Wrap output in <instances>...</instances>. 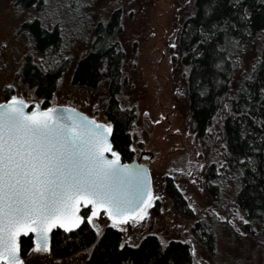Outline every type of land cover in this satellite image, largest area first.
<instances>
[{"label": "rangeland", "instance_id": "374dc122", "mask_svg": "<svg viewBox=\"0 0 264 264\" xmlns=\"http://www.w3.org/2000/svg\"><path fill=\"white\" fill-rule=\"evenodd\" d=\"M24 1L0 0V101L4 89L9 88L11 97L42 106V100L15 78L21 57L29 49L19 26L38 15L46 25L61 28L67 45L65 54L72 57L50 105L71 106L108 124L104 113L107 83L102 81L97 88L89 89L72 84L71 74L75 60L93 39L94 26L106 23L111 13L120 9L121 30L115 40L122 53L123 82L117 98L122 107L134 111L129 132L134 158L144 150L153 154L148 165L151 194L144 207L123 223L86 212L96 239L109 225L121 231L122 244L136 245L147 234L156 235L163 244L171 239L187 242L196 264H263L262 249L255 246L257 238L249 236L244 228V215L229 204L230 192L220 198L210 197L204 178L206 168L210 162H222L189 130L187 69L179 62L178 34L191 13L193 0H44L35 11L25 9ZM254 55L251 48L237 52L235 83L246 74ZM167 178L185 197L187 213L178 210L165 194ZM201 228L212 235L211 246L200 238ZM37 248L27 250L21 264H85L93 244L64 257L52 256L48 248Z\"/></svg>", "mask_w": 264, "mask_h": 264}, {"label": "trees", "instance_id": "16d2710c", "mask_svg": "<svg viewBox=\"0 0 264 264\" xmlns=\"http://www.w3.org/2000/svg\"><path fill=\"white\" fill-rule=\"evenodd\" d=\"M24 2L25 9L34 11L44 4V0ZM40 18L32 16L19 26L29 49L15 78L47 106L72 57L65 54L61 28ZM120 19L117 9L106 23L94 26L88 49L72 65L71 83L89 89L107 83L104 113L112 123V144L123 161H130L134 111L122 107L117 98L123 82L122 53L115 40ZM244 48L254 50V62L235 83L237 52ZM178 50L179 62L187 69L189 130L222 162H210L206 168L208 193L220 198L230 192L229 204L244 215V228L257 238L255 246L262 249L264 264V0H193L180 27ZM4 93L10 95L12 89L5 88ZM164 189L173 205L187 213L188 203L172 179L165 180ZM200 235L211 246L210 232L201 228ZM90 244L93 249L85 264H196L187 242L171 239L163 244L156 235L147 234L136 245L122 244L117 228L106 227L96 239L86 223L71 233L54 231L50 252L64 257ZM29 246L30 239L22 238L23 255Z\"/></svg>", "mask_w": 264, "mask_h": 264}, {"label": "snow or ice", "instance_id": "6c2138e0", "mask_svg": "<svg viewBox=\"0 0 264 264\" xmlns=\"http://www.w3.org/2000/svg\"><path fill=\"white\" fill-rule=\"evenodd\" d=\"M23 107L18 100L0 105V264H21V234L36 232L44 245L37 251H46L47 231L66 227L79 204L91 205L93 216L103 207L118 219L140 194L119 156H105L111 128L86 118L53 119L55 110L26 115Z\"/></svg>", "mask_w": 264, "mask_h": 264}, {"label": "water", "instance_id": "95a60500", "mask_svg": "<svg viewBox=\"0 0 264 264\" xmlns=\"http://www.w3.org/2000/svg\"><path fill=\"white\" fill-rule=\"evenodd\" d=\"M13 100L23 101V104H24L23 111L26 115H32V113H34V112H41L42 113V112H48L49 110H55L52 113L53 119H58V118L63 117L65 122L70 123L72 120L78 121L80 118H86L87 120L94 121L96 124L102 125L104 128H111V133L106 134L108 144L111 146V151L106 152L105 156L108 159H115V156L112 155L114 153V147H113V144L111 142L112 127L107 125L106 123L97 122L95 119L89 117L85 113L77 110L76 108L70 107V106L52 105V106H48L45 108H42L41 106L30 107L29 104L25 100L19 99V98L8 99L6 102H4L0 105L11 104ZM116 156H118V155H116ZM152 159H153V154L148 150L142 151L138 155L137 158H135L129 162L123 161L119 156V164L121 166L126 167V168L131 170L130 173L127 174V180L129 181L130 186H133V187L139 186L140 194L133 199L131 204L127 205V211H125L123 216H121L120 218L110 219L108 216V213L104 210L103 207H100L97 209L98 215H96V216L104 215L112 221H121V220H124L126 218H129L131 216L136 215L143 208V206L146 204V202L148 201L150 194H151V178L149 175V170H148L147 164H149L152 161ZM142 161H145L146 164L142 163ZM78 207H79V211L74 212V216L72 217V221L66 222V227L60 226V223H57L56 226L51 227V229L49 231H47L46 248H49L51 245V237H52V234L54 231L59 230V231H62L64 233H71V232L76 231L78 228H80V226L84 223V218L81 215V210L85 206L83 205V203H81L78 205ZM87 208H89L90 214L92 215V212H93L92 206L89 205ZM77 217L79 218L78 226L75 223V219ZM28 237L31 238L32 246H34V247H43L44 246L43 241L40 239V236L36 232H29L27 235L21 234L18 238L20 260L22 258L21 247H20L21 239L22 238H28Z\"/></svg>", "mask_w": 264, "mask_h": 264}, {"label": "flooded vegetation", "instance_id": "af4514ba", "mask_svg": "<svg viewBox=\"0 0 264 264\" xmlns=\"http://www.w3.org/2000/svg\"><path fill=\"white\" fill-rule=\"evenodd\" d=\"M3 97H4V99L2 100V101H0V104H2V103H4V102H6L8 99H12L13 97H11V94L10 95H6L5 93H4V95H2ZM19 99H21V98H19ZM24 100V99H23ZM26 101V100H25ZM27 102V101H26ZM28 103V102H27ZM29 104V103H28ZM29 106L30 107H33V106H38V105H32V104H29ZM48 106H51L50 104H48L47 106H41L42 108H45V107H48ZM60 106H64V105H60ZM71 107V106H70ZM78 110V109H77ZM80 111V110H79ZM91 118H93V117H91ZM94 119V118H93ZM97 121V120H96ZM97 122H100V121H97ZM110 122V121H109ZM105 123V122H104ZM107 125H109V126H111L112 127V123L110 122V124H108V123H106ZM111 142H112V140H111ZM114 153L116 154V155H118V156H120L119 154H118V152L114 149ZM121 158V157H120ZM133 159H135L134 158V156H133V158L131 159V160H133ZM130 160V161H131ZM127 162H129V161H127ZM142 163H144V164H146L144 161H142ZM150 164V163H149ZM149 164H147V165H149ZM148 170H149V166H148ZM150 174V173H149ZM86 212H88L89 214H90V210H89V208H87V207H84L82 210H81V215L83 216V218H84V223H86L87 225H89L88 224V222L86 221V217H85V213ZM91 215V214H90ZM92 216V215H91ZM92 217H98V216H92ZM111 221V220H110ZM115 222V221H114ZM90 226V225H89ZM109 225H107L106 227H108ZM91 227V226H90ZM105 227V228H106ZM93 229V228H92ZM62 232V231H61ZM64 233V232H63ZM65 234H67V233H65ZM27 239H30V246L28 247V250L31 248V247H34V246H32V242H31V238L30 237H28ZM51 239H52V237H51ZM51 246V245H50ZM20 247H21V253H22V239H21V242H20ZM49 250H50V247L48 248ZM22 257H24V255H23V253H22ZM22 259V258H21Z\"/></svg>", "mask_w": 264, "mask_h": 264}]
</instances>
